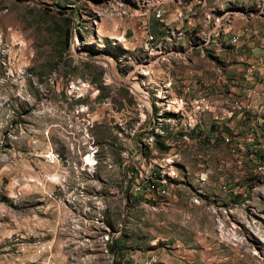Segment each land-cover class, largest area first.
Here are the masks:
<instances>
[{
    "label": "rangeland",
    "instance_id": "374dc122",
    "mask_svg": "<svg viewBox=\"0 0 264 264\" xmlns=\"http://www.w3.org/2000/svg\"><path fill=\"white\" fill-rule=\"evenodd\" d=\"M263 6L0 0V264H264Z\"/></svg>",
    "mask_w": 264,
    "mask_h": 264
},
{
    "label": "crops",
    "instance_id": "0c3cea01",
    "mask_svg": "<svg viewBox=\"0 0 264 264\" xmlns=\"http://www.w3.org/2000/svg\"><path fill=\"white\" fill-rule=\"evenodd\" d=\"M264 10V6H263ZM259 37L251 39L252 46H245L244 40H239L235 45H232V52L229 58L232 57L234 62L229 64L228 76L236 81V83H244V75L249 71V79L254 83L253 91L264 92V29H259ZM253 48H251V47ZM226 56L227 53H224ZM223 54H221V61ZM236 86V85H234ZM237 87V86H236ZM261 109H264V104H260Z\"/></svg>",
    "mask_w": 264,
    "mask_h": 264
},
{
    "label": "built area",
    "instance_id": "2783aa9c",
    "mask_svg": "<svg viewBox=\"0 0 264 264\" xmlns=\"http://www.w3.org/2000/svg\"><path fill=\"white\" fill-rule=\"evenodd\" d=\"M257 35L259 36V32L256 31ZM235 40V43H238L239 42V39L237 37L235 38H232ZM236 83V81H234ZM236 85L238 88V91H234V92H246L248 94V96H252V86H253V83L250 82V79H249V71L246 72V74L244 75V83L241 85V83H237V84H234ZM246 104V106H244ZM245 104H241V106H244L242 107V109H246L247 110V102Z\"/></svg>",
    "mask_w": 264,
    "mask_h": 264
},
{
    "label": "bare ground",
    "instance_id": "6f19581e",
    "mask_svg": "<svg viewBox=\"0 0 264 264\" xmlns=\"http://www.w3.org/2000/svg\"><path fill=\"white\" fill-rule=\"evenodd\" d=\"M253 87H254V84H253ZM253 87H252V89H253ZM252 92H253V90H252Z\"/></svg>",
    "mask_w": 264,
    "mask_h": 264
},
{
    "label": "trees",
    "instance_id": "16d2710c",
    "mask_svg": "<svg viewBox=\"0 0 264 264\" xmlns=\"http://www.w3.org/2000/svg\"><path fill=\"white\" fill-rule=\"evenodd\" d=\"M156 143V142H155Z\"/></svg>",
    "mask_w": 264,
    "mask_h": 264
}]
</instances>
